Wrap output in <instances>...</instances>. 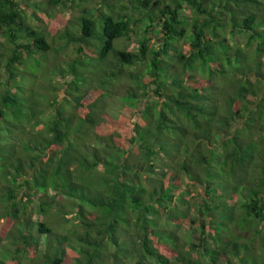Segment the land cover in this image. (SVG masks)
Segmentation results:
<instances>
[{
    "label": "trees",
    "instance_id": "1",
    "mask_svg": "<svg viewBox=\"0 0 264 264\" xmlns=\"http://www.w3.org/2000/svg\"><path fill=\"white\" fill-rule=\"evenodd\" d=\"M1 249L264 264V0H0Z\"/></svg>",
    "mask_w": 264,
    "mask_h": 264
},
{
    "label": "rangeland",
    "instance_id": "2",
    "mask_svg": "<svg viewBox=\"0 0 264 264\" xmlns=\"http://www.w3.org/2000/svg\"><path fill=\"white\" fill-rule=\"evenodd\" d=\"M134 28L141 32L139 24H136L134 26ZM136 30L132 31L131 42L128 43L129 49H132L136 46L137 43L135 41V38L140 36V32H138ZM63 56H64V54H61V57H63ZM106 102H107V110L116 116L122 107L123 100L120 98V96L118 94L114 93L113 87H110L106 93ZM0 255L7 257L8 254L3 249H1Z\"/></svg>",
    "mask_w": 264,
    "mask_h": 264
}]
</instances>
